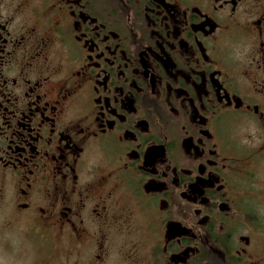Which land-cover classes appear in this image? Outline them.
Returning <instances> with one entry per match:
<instances>
[{"label":"flooded vegetation","instance_id":"1","mask_svg":"<svg viewBox=\"0 0 264 264\" xmlns=\"http://www.w3.org/2000/svg\"><path fill=\"white\" fill-rule=\"evenodd\" d=\"M0 264H264V0H0Z\"/></svg>","mask_w":264,"mask_h":264}]
</instances>
